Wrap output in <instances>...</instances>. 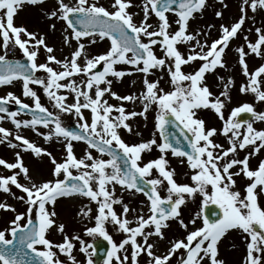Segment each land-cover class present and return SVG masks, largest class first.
I'll return each mask as SVG.
<instances>
[{"label":"snow or ice","instance_id":"obj_1","mask_svg":"<svg viewBox=\"0 0 264 264\" xmlns=\"http://www.w3.org/2000/svg\"><path fill=\"white\" fill-rule=\"evenodd\" d=\"M43 2L0 0V86L19 83L22 96L31 100L29 104L12 91L0 95V114H4L0 115V121L8 119L16 129L13 134L0 126V143L7 141L9 147L30 151L36 157L46 155L52 165L51 179L36 180L20 151L14 153L13 162L0 158V166L10 172L0 174V192L25 206L24 211H17L14 205L0 201V212L13 214L8 226L0 230V264H80L73 254L74 241L79 244V252L86 256V264H94L91 257L99 246L79 235L64 234L60 242L48 238L53 228L60 233L65 229L55 219L57 199L76 196L96 205L94 214L92 207L84 205L77 215L94 219V226L84 228L86 236L98 235L110 245L102 264H138L141 253L149 258L147 264H171L178 252V264H226L220 258L219 244L231 230L239 231L245 241L243 264H264V206L259 203L264 195V159L255 168L249 159L264 150V130L239 119L240 114L248 113L264 121V112H255L252 104L243 103L232 108L225 118L222 111L225 104L220 97L228 98L232 78H227L225 90L214 99V93L204 83L206 73L227 67L224 56L230 41L242 30L249 11L264 12V0H241L238 17L230 24L221 23L218 37L210 43L208 32L189 31L190 20L204 12L208 0H141L140 4H134L133 0H109L107 7L99 0H55L45 16L66 25L63 43L70 52L63 58L54 54V47L46 43L45 35L14 23V16L25 4L38 6ZM220 4L221 8L228 7L224 0ZM132 7L139 11H129ZM214 14L223 17L220 10ZM170 15L174 17L172 22ZM172 23L176 25L174 30ZM49 27L55 30V23ZM207 27L211 29L213 25ZM255 32L254 41L245 35L244 44L235 49L241 70L248 78L247 84L240 86V92H250L257 101L264 102V64L249 71L246 62L249 53L264 57V29L257 27ZM201 36L203 40L199 39ZM105 41V51L95 55L89 52V47ZM181 44L187 46L186 52L178 47ZM157 47L162 55H157ZM41 48L45 62H38ZM16 49L21 58H10L9 51ZM195 61L201 63L193 72L182 70V66ZM53 64L59 67L54 68ZM117 65L129 67L118 69ZM154 70L162 75L150 80ZM38 72L44 75L39 76ZM133 73L142 76L141 91L120 95L112 90L114 80L119 82ZM165 73L169 90L161 86ZM33 86H39L60 113L74 115L77 130L64 126L60 116L41 102ZM106 96L133 105L138 102L141 110H127L124 103L111 104ZM9 103H15L18 109L10 111ZM150 109L155 113L152 138L139 143L126 142L121 130L133 134L129 121L137 116L147 119ZM201 109L213 110L223 122L222 128L207 126L197 115ZM23 112L31 113V119H18ZM169 125L180 129L186 145H182L176 133L169 132ZM242 125H246L243 131ZM38 126L48 131L40 132ZM22 128L33 130L45 141L55 138L63 145L65 158L58 161L47 149L21 134ZM218 134L226 138L227 146L214 141ZM74 141L86 145L80 157L74 152ZM153 146L159 156L143 161L142 153L151 151ZM246 148L251 151L240 158L239 152ZM168 153L181 158V164L186 162L191 170V183L177 182ZM21 176L25 183L21 182ZM237 177L246 178L243 191L236 187ZM12 186L24 195H16ZM117 186L122 193L134 190L133 195L143 194L146 203L142 202L144 207L139 213L147 208L148 215H141L124 203L123 197L116 195ZM162 191L166 194L162 195ZM197 194L202 198L200 210L186 223L181 217L182 206ZM116 204L121 205L119 214L114 209ZM49 205L53 206L51 210ZM129 213L134 214L132 220L128 219ZM197 219H202L200 226H196ZM170 221H176L185 234L168 240L165 252L158 254L159 241L168 239L164 229L169 228ZM106 223H111L124 238L115 242L106 230ZM189 224L193 225L191 229ZM152 237L156 240L150 242ZM58 253L65 255L66 260H61Z\"/></svg>","mask_w":264,"mask_h":264},{"label":"rangeland","instance_id":"obj_2","mask_svg":"<svg viewBox=\"0 0 264 264\" xmlns=\"http://www.w3.org/2000/svg\"><path fill=\"white\" fill-rule=\"evenodd\" d=\"M50 4H45L44 1L41 6L32 7L33 5L25 4L18 13L14 16V23L16 25H23L27 28L25 24V20L30 16L28 13H31L32 11L40 12L41 15H45V12L52 10V7L55 3V0H49ZM68 2H74V0H68ZM241 0H224V3L228 5L227 8H221L220 0H208V7L204 10L202 14H197L194 19H191L189 24V31H195L202 29L204 32H208V40L209 43L212 39H215L219 35V25L221 23L224 24H230L233 22L234 18L238 17L239 11L238 6L240 4ZM99 3L103 4L104 6L109 5V0H99ZM134 4H140L141 0H133ZM220 10L223 12L222 18H217L215 16V11ZM131 12H138V8L132 7L129 9ZM249 18L246 19L244 25L242 26V30L238 33V36L234 38L232 41H230L229 48L226 50V55L224 56V60L227 64L226 68H220L217 67V69L213 72L206 73L205 81L204 83L207 84L210 88V90L214 93L213 99L216 95H219L220 92L224 91V84L227 82V78L231 77L233 80V83L229 85L227 91H228V98L221 96V100L224 101V108L222 111L224 112L225 118L228 117V115L231 112V109L237 106L242 105L243 103H250L253 105V108L255 112H264V102H259L255 99L254 94L248 92L251 94L247 100L238 101L237 103L233 104L230 102V94L231 91L234 89V91L239 92V88L242 84H247L248 78L244 76L241 66L238 63V53L235 51V49L241 45L244 44L243 37L245 35L248 36L249 40H255L256 38V32L255 28L260 27L264 29V12H257L256 14L251 13L249 11L248 13ZM254 16V18H252ZM137 20L140 19V16L136 17ZM174 20V17L170 15V22ZM37 24L33 27V32H38L46 37V43L54 47V54L58 58H63L65 56L69 55L70 48L63 43V35L57 36L54 33V30L49 27L50 24L44 26H39V21L36 22ZM53 23H55V31L64 29L66 25L63 21L60 20H54ZM152 23L155 26V18L152 19ZM208 24H212L213 27L209 29L207 27ZM176 28V25L172 23V29L174 30ZM70 31V30H69ZM199 39L203 40V37H199ZM59 42V43H58ZM58 43V44H57ZM75 41H73V44ZM180 50L182 52H186L187 46L186 45H178ZM107 48V42H98L96 45L89 47V52L93 55L101 53L105 51ZM157 55H162L161 50L159 47L155 49ZM22 54L19 52L18 49L12 51H9V57L14 59L21 58ZM38 62H45V53L43 51V48L40 50V54L38 57ZM246 62L249 68V71H254L257 67H259L261 64H264V57L256 56L252 53H249L246 57ZM200 61H195L191 63L190 65L182 66V70L184 72H193L200 64ZM54 68H58L59 66L53 64ZM99 67V66H98ZM118 69L127 68L129 66L125 65H117ZM37 75L43 76V72H38ZM162 73L159 70H154V74L149 76L150 80H155L157 77L161 76ZM264 75V74H262ZM223 76L225 79L220 80L218 77ZM111 78V77H110ZM79 79L78 77L76 78ZM142 76L138 73H133L132 75L125 76L121 81L117 82L116 80L113 81L112 90L117 92L120 95H126L131 92H139L142 90V84H141ZM135 81V83H133ZM161 86L165 88V90H169V84H168V76L167 74H163V79L161 80ZM38 94L41 97V102L48 107L50 111L55 112L58 114L61 118V121L64 126L69 125L71 122H76V117L72 114L68 113H60L57 109L53 107L52 102L48 100L46 95H44L42 89L39 86H33ZM264 90V89H263ZM12 91L15 95L21 97L25 102L31 104V100L27 97L22 96V89L21 85L19 83H15L11 86H0V95L6 94V92ZM62 92L65 90H61ZM108 99V102L114 105H119L121 103H124L127 110H141V105L137 102L135 105H133L131 102H122L118 101L114 98H111L109 96H106ZM72 101V97L69 96L68 102ZM15 104V103H13ZM4 115V114H0ZM85 115H88L87 110H85ZM154 111L150 109L147 113V119H144L143 117L137 116L129 121V123L133 127V134H129L125 130H121V136L122 138L128 142V143H139L144 140H148L152 138L153 133L155 132L154 129ZM198 117L205 120L206 125L209 127H216L217 129L222 128L223 122L219 120L218 116L215 114L213 110L210 109H201L197 112ZM18 119H31V117L27 114H20ZM248 122L253 123L254 128L257 130H264V121L256 120L252 114H250V118L246 120ZM0 126L5 127L13 134L16 132V129L14 125L11 123L10 120L5 119L0 121ZM40 132H47L48 129L43 128L42 126H38ZM246 125H242L241 131L244 130ZM21 134L25 135L30 141L34 142L37 146H40L42 148L47 149V151L51 152L53 156L56 157L58 161L63 160L65 158L64 154V148L63 145L56 141L55 138L51 141H45L40 135H37L36 132H34L31 129H21ZM138 132L140 135H136L135 133ZM9 139L14 141V137L10 136ZM156 139L159 142V134L156 133ZM214 141L223 143L225 146H227L226 138L218 134L214 138ZM74 152L77 155V157H80L83 155L84 150L86 148V145L83 142L80 141H74ZM6 151L9 153V155H5ZM20 151L21 156L23 157L24 163L30 168L31 174L34 176L36 180L39 179H51V162L50 159L45 155L42 157H36L31 152H24L19 148H11L8 146L7 141L4 143H0V158H3L9 162L14 161V153ZM93 154L98 155L95 153L94 150ZM249 151H251L250 148H246L245 150H241L239 152V157L242 158L244 155H246ZM159 156L158 150L153 146L151 151H145L142 153L143 161H147L149 159H154ZM104 159H108L107 156L103 157ZM167 158L169 160V166L173 169H175L176 175L175 179L179 183H191L190 181V174L191 170L187 167L186 162L184 164L180 163V159L178 157H173L171 153H168ZM250 159V165L255 168L258 164V161L260 159H264V150H261L260 153H258L256 156L249 157ZM75 172V170H73ZM41 172V173H40ZM39 173V174H38ZM0 174L7 175L10 174L9 170H6L3 168V166H0ZM153 175H156L155 170H153ZM21 182L25 183L26 181L23 180V177L21 176ZM246 178L237 177V189L243 191V187L246 183ZM210 191V186L209 189ZM12 191L16 195H24L20 190L16 189L14 186H12ZM134 191V190H133ZM133 191H127V192H121L120 187H116V195L123 197V202L128 203L130 207L136 208L137 212L139 213V210L144 207V204L142 202L146 203V198L141 193H135L133 195ZM162 195H165L162 191ZM77 199L70 203L66 200L67 197L64 198H58L56 204L54 205V210L57 213L56 221L57 224L63 223L65 225L64 233H60L53 228V230L48 234V238L53 240L54 242H60L62 241L63 235L67 234L69 236L72 235H79L81 238H83L86 242H94L97 238H101L98 235L94 237H89L84 234V228L85 227H91L94 226V219H89L87 217H81L77 215V212L80 207L84 205H88L89 207H92L93 214L95 213L96 205L95 203L88 204V201L86 198L76 196ZM201 197L199 194L195 196L194 199H189L186 201V204L182 206L181 209V217L185 220L186 223L200 210V201ZM0 201H6L7 203H10L14 205L17 208V211H24L25 206L22 202H19L15 200L13 197L9 196L8 194H5L3 192H0ZM62 202H68L71 205L72 210V218L66 219V215H62L59 212V207ZM259 203L261 206H264V195H262L259 198ZM50 210L53 208L52 205H49ZM114 209L119 214L121 212V205L116 204L114 205ZM141 215L147 216V208H144V211L142 213H139ZM133 213L128 214V219H133ZM13 214L11 212H0V230L7 227V221L12 218ZM202 224V219H197L196 226H200ZM169 228L164 229L165 235L168 239L159 241L158 246L156 248V251L158 254L164 253L166 248L169 246L168 240L173 238H182V236L185 234L184 229H182L179 224L176 221H170L169 222ZM133 226H135V222H133ZM106 230L108 233L112 236L113 240L115 242H119L121 239L124 238V234L121 232L115 231L114 226L111 223H106L105 225ZM193 225L189 224V229H191ZM10 238V237H9ZM156 237H152L151 241H155ZM75 249L73 254L76 256L77 260L80 261V264H86V256L79 252V244L78 242H75ZM245 241L239 231L231 230L226 238L222 240V242L219 244V255L220 258H222L226 264H243V258L245 255ZM55 250V249H54ZM91 252L92 249H89ZM182 251V250H181ZM59 258L61 260H66V256L63 254H59ZM129 255H130V247H129ZM180 252H178L175 257L171 259V264H178ZM94 261V253L91 257ZM138 264H147V260L149 259L145 254L141 253V255L137 258Z\"/></svg>","mask_w":264,"mask_h":264},{"label":"bare ground","instance_id":"obj_3","mask_svg":"<svg viewBox=\"0 0 264 264\" xmlns=\"http://www.w3.org/2000/svg\"><path fill=\"white\" fill-rule=\"evenodd\" d=\"M47 4H50V1L49 0H44ZM45 4H41V5H45ZM41 5H38V6H41ZM32 7H37V6H32ZM30 16L25 20V24L27 26V29L29 31H32L33 30V27L37 24L36 22L39 21V26H46L50 23H53V21L55 19H48L46 18L45 15H41L40 12H36V11H32L31 13H28ZM54 33L55 35L57 36H62V34H64L63 30L60 29V30H54ZM59 43V42H58ZM57 43V44H58ZM264 89V87H262V90ZM249 96H251L250 93H241L240 92V88H239V92H235L234 89L231 91V94H230V102L233 104L237 103L238 101H241L243 100H247V98H249ZM252 97V96H251ZM250 100V98H249ZM5 155H9V153L6 151ZM41 173V172H40ZM34 177V176H33ZM35 179V178H34ZM77 199V197H73V198H66V200L70 203L74 202L75 200ZM68 202H62L60 207H59V212L62 214V215H66V219H71L72 218V210H71V205L70 203Z\"/></svg>","mask_w":264,"mask_h":264},{"label":"water","instance_id":"obj_4","mask_svg":"<svg viewBox=\"0 0 264 264\" xmlns=\"http://www.w3.org/2000/svg\"><path fill=\"white\" fill-rule=\"evenodd\" d=\"M7 107L9 108L10 111H16L19 106L12 104V103H9L7 105ZM23 113H27V112H23ZM27 114H29L31 116V113H27ZM240 118L242 120H246L249 118V115L247 113H242L240 115ZM68 128L71 130H77V124L72 123L71 125L68 126ZM168 130H169V132L176 133V135L180 138L182 145H186V142L183 141V137L180 136V129L179 128L175 127L174 125H169ZM208 207L216 208V206H214V205H209ZM217 211H218V209H217ZM206 213H207V208L205 209L204 214H206ZM94 245L99 246L98 251L95 252V257H96L95 264H97V263H100L103 261L105 255H106V251L110 248V245L103 238L97 239L94 242Z\"/></svg>","mask_w":264,"mask_h":264}]
</instances>
